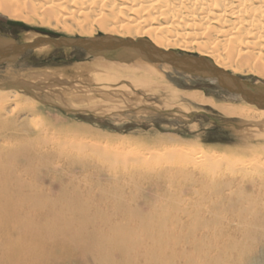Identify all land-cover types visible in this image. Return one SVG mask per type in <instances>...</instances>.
<instances>
[{
  "label": "rangeland",
  "instance_id": "rangeland-1",
  "mask_svg": "<svg viewBox=\"0 0 264 264\" xmlns=\"http://www.w3.org/2000/svg\"><path fill=\"white\" fill-rule=\"evenodd\" d=\"M55 23L12 18L0 10V36L19 41L43 34L90 36ZM90 26L93 35L105 34L100 22ZM145 37L155 41L157 36ZM196 45L171 48L198 54ZM134 62L122 65L80 49L47 47L0 64V91L13 89L20 96L18 106L13 97L0 105L3 119H13L20 133L32 136L15 138L10 130L0 134V264H264V139H247L237 129L243 119L188 94L202 92L233 107L245 102L214 79L170 65L151 63L135 72L157 80L153 90L135 86L119 77L133 72ZM244 66L232 62L228 70L264 81L262 72ZM83 68L88 73L80 76L85 78L76 73ZM40 72L60 76L45 84L23 82ZM114 74L120 80L109 81ZM8 83L23 84L32 93ZM70 91L84 101L65 103L62 98L68 100ZM260 123L256 119L244 128L264 131ZM183 150L195 152L185 158ZM54 166L65 171L59 174ZM6 196L18 203L20 219L27 222L10 224ZM161 205L171 211L158 216L157 223L152 219L149 233L142 232L141 213L159 212ZM49 213L70 220V233L65 234L61 221H52L45 232L42 220ZM84 216L86 233L77 231ZM87 233L98 236L97 242L86 243ZM32 240L29 249L16 254V247ZM122 241L129 249L119 246Z\"/></svg>",
  "mask_w": 264,
  "mask_h": 264
},
{
  "label": "bare ground",
  "instance_id": "bare-ground-1",
  "mask_svg": "<svg viewBox=\"0 0 264 264\" xmlns=\"http://www.w3.org/2000/svg\"><path fill=\"white\" fill-rule=\"evenodd\" d=\"M0 10L9 14L12 18H20L26 21H32L36 17H39L41 20L43 19L44 21L48 22V24L50 21L53 20L56 23L57 22H60L61 24L65 23L69 26L74 25L75 26V27L73 26L74 28H72V26L68 27L67 25L66 27H68L69 30L70 29L75 30L76 28L82 34L90 35L86 38L96 36L93 35V30L90 28L91 27L90 23L98 21L104 28L105 34L102 33L104 35L110 34L120 38L129 37L132 39L147 38L145 37V33H147L148 35L149 34L156 35L157 36L155 37L156 40L155 41L151 40V41L155 45L165 50L173 49L171 48L172 45L174 46L177 45L179 47H182V49L187 50L189 48L194 47V45L197 44L199 48L198 55L211 58L216 65L223 68L224 70H228L229 69L228 67H230V65L232 66V62L233 63L240 62L246 67L249 66L248 69H250L251 67V69H253L254 71L262 72V74L264 75V0H0ZM56 27H58V25ZM40 36L41 35H39L38 37ZM80 37H85V36H80ZM34 39L35 38L21 42H30L33 41ZM47 47H51L54 49V47L50 45H46V46L37 47L33 51L44 49ZM173 50H177V49H173ZM182 52H189V51L182 50ZM94 58H103V57H94ZM135 61L136 62L134 63H136L135 64L136 66H133L134 67V70H132L133 72L131 71L129 73L126 72V74L120 73L119 77H125V79L129 78L130 80H132L135 86L143 87L148 90H153L154 88H156L158 85L156 83L157 80L154 81L152 76L150 75L137 76L135 74V72L138 70L143 71L146 65L152 66L151 65L152 62L145 61L141 58L135 59ZM131 62L133 61H130V63ZM122 63H123L122 65L132 66V64H125L129 62H122ZM152 64L168 65V64H159V63H152ZM47 72L29 74L30 78L23 79V82L27 83L29 82V80H31L32 82L44 83L45 80L51 79L50 77H52L53 79V77L60 76L59 74H55V73L49 74ZM76 73L80 76V75H86L88 71L85 68H83V69H78ZM144 74L145 73H143V75ZM115 76H116L115 74L109 75L107 79L109 81L110 80L113 81L115 79L120 80L119 78H115ZM80 77L85 78V76H80ZM87 79L88 78H86V80ZM90 80L91 79H88L86 82H89ZM7 85L21 87L25 91L32 93L30 92V88L24 86L23 84L8 83ZM34 85L36 84L34 83ZM44 89L45 87L43 88V90ZM63 93L65 95V92ZM68 94H70L68 95L69 96V98H67L68 100H64L62 98L63 101H66L65 103L67 102L69 103L73 99L76 101H84V99H82L79 95H77V97L73 96L75 95L73 91H70ZM52 96L55 97V95ZM237 96L241 97L240 95ZM10 97H13L15 101L17 99H20V96L16 90L13 89L7 91L1 90L0 105H4L3 102L5 101L9 102ZM23 97L25 98V96ZM188 97H190V99H193L198 103L210 104L212 106H215L227 116L239 117L240 119H243V121L239 123L237 129L240 128L238 133H244L247 139L250 137L252 138L262 137L264 139V131L256 132L255 130L244 128L246 125L249 126V124H251V122L256 119L261 120L260 125L264 126V108H260L255 104H251L246 100H244L242 97L241 99L245 102V104L241 105L240 107L239 106L233 107L235 104L233 106L231 105L226 106L223 104L216 103L210 97L206 96L202 92L190 93L188 94ZM56 98L57 97H55V99ZM15 103H16L15 106L19 105L18 101H16ZM87 103L91 104V101L87 100ZM107 106L109 105L107 104ZM4 107L5 106L2 107V110ZM16 125H17L16 122L9 117L3 119L2 112H0V134L5 130H10L12 132L11 135L14 136L15 138L21 137V139L24 140L32 139V136L29 135L28 133H20ZM36 136L39 137V135ZM200 150H201L200 153H202V149ZM194 152H195L194 150L191 151L183 150L182 153L184 154H181V156L185 155L184 157L186 158L190 153H194ZM205 153H203V155ZM214 157L211 158L212 160H214L213 162H220L219 159H216ZM73 158H74L73 159L74 162L80 160L77 157H73ZM115 159H120V158H118V156L116 155ZM207 159L209 160V158ZM125 160L123 161L125 162ZM222 161L223 160H221V162ZM125 163L128 162L126 161ZM125 163L122 164L124 165ZM118 165H120V163ZM126 166L127 165H125V167ZM123 167L124 166H122L121 168ZM54 169L59 174L65 171L61 169V167L59 168L58 166H54ZM179 170L180 169H178V171ZM120 171L124 172V170H120ZM128 171L129 170H127V172ZM167 172H169V170ZM110 178L113 180L116 179L114 175H110ZM7 199L8 201L5 202L4 208L10 213V217L12 219L10 224L16 225L17 222H20L21 224L27 222L24 218L20 219L19 213L21 212V210L18 207V203L15 200H13V198L10 196L8 198L6 196V200ZM170 203L174 205V203L172 202ZM177 203L178 202H176V204ZM179 205L180 204L174 206L173 208H179L178 207ZM35 207L39 208L41 206H39L35 202ZM156 208L157 209L160 208L158 209L159 212H156L155 210L153 213H148V214L141 213L143 217V221L145 222L143 225L144 227L142 228V232L149 233L152 219H154V223H157L158 216L163 217L165 214H167L171 209V206L161 205L160 207H156ZM42 221L43 223H45L44 231L48 233L50 232L49 224L52 221L63 222L62 228L64 229L65 234L70 233V229L72 230L73 227L72 222L68 219H65V217L62 215H56V217H53L52 214L49 213L48 216L44 215ZM88 222L89 221L86 219L85 216L78 223L75 222L78 225L77 231L85 232V226ZM158 224L163 225L161 222ZM33 231L35 232L37 230L33 229ZM86 235L88 236L85 237L86 243L97 242L98 236L90 237V234L88 233ZM33 243L34 242L32 240L25 243L21 248L16 247L15 248L16 254L23 253L24 251L29 249ZM131 243L135 245L134 242ZM119 246L122 248L125 247L129 249V247H126L125 241L120 242ZM162 248H163V244H160V249ZM96 249L97 248L92 249L93 257H95L96 253L98 252ZM130 250H133V246L131 245H130ZM107 261L111 263L110 257H107Z\"/></svg>",
  "mask_w": 264,
  "mask_h": 264
},
{
  "label": "water",
  "instance_id": "water-1",
  "mask_svg": "<svg viewBox=\"0 0 264 264\" xmlns=\"http://www.w3.org/2000/svg\"><path fill=\"white\" fill-rule=\"evenodd\" d=\"M50 45L54 49H80L92 57L112 61L130 62L141 58L145 61L168 64L178 72L191 76L214 79L230 93L264 108V81L246 79L224 70L206 56L178 50H165L148 38H120L110 34L94 37L41 35L30 42H21L11 36H0V64L13 62L37 47Z\"/></svg>",
  "mask_w": 264,
  "mask_h": 264
},
{
  "label": "trees",
  "instance_id": "trees-1",
  "mask_svg": "<svg viewBox=\"0 0 264 264\" xmlns=\"http://www.w3.org/2000/svg\"><path fill=\"white\" fill-rule=\"evenodd\" d=\"M56 51H57V49H56Z\"/></svg>",
  "mask_w": 264,
  "mask_h": 264
}]
</instances>
